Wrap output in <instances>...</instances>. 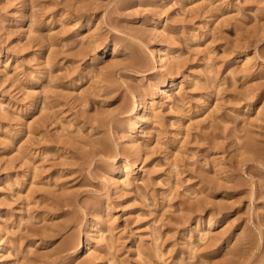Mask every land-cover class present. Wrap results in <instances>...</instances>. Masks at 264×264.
Segmentation results:
<instances>
[{
  "label": "rangeland",
  "instance_id": "rangeland-1",
  "mask_svg": "<svg viewBox=\"0 0 264 264\" xmlns=\"http://www.w3.org/2000/svg\"><path fill=\"white\" fill-rule=\"evenodd\" d=\"M0 264H264V0H0Z\"/></svg>",
  "mask_w": 264,
  "mask_h": 264
},
{
  "label": "bare ground",
  "instance_id": "bare-ground-1",
  "mask_svg": "<svg viewBox=\"0 0 264 264\" xmlns=\"http://www.w3.org/2000/svg\"><path fill=\"white\" fill-rule=\"evenodd\" d=\"M157 53H158L160 65H162L163 67L165 65V58H164L163 50L158 49Z\"/></svg>",
  "mask_w": 264,
  "mask_h": 264
}]
</instances>
